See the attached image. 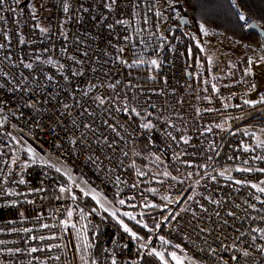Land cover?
Returning <instances> with one entry per match:
<instances>
[{"label": "built area", "instance_id": "built-area-1", "mask_svg": "<svg viewBox=\"0 0 264 264\" xmlns=\"http://www.w3.org/2000/svg\"><path fill=\"white\" fill-rule=\"evenodd\" d=\"M37 3H0V263L93 264L99 246L104 264H161L168 249L201 264H264V156L236 140L214 162L254 89L250 59L195 70L176 36L160 81L136 84L122 54L154 46L135 9L174 34L173 0ZM27 146L51 164L19 163ZM64 172L125 215L84 205Z\"/></svg>", "mask_w": 264, "mask_h": 264}, {"label": "rangeland", "instance_id": "rangeland-1", "mask_svg": "<svg viewBox=\"0 0 264 264\" xmlns=\"http://www.w3.org/2000/svg\"><path fill=\"white\" fill-rule=\"evenodd\" d=\"M35 9L38 6L37 0H32ZM245 19L247 17L245 16ZM250 21H253L250 19ZM249 21V22H250ZM258 24V23H257ZM259 26L262 27L260 24ZM167 25H165V21L159 20L156 22L154 28L141 29L136 27V32L141 33L142 43L152 44L154 46V51L151 54V58H149V54L143 53L142 57L139 58H131V51H124L122 54L123 66L126 69H130L131 67H146L149 72V78L152 80L161 77L162 72L165 69L170 47L173 42V38L176 37L174 34L166 35ZM191 38V34H187ZM196 42H198V38L201 36L192 35ZM203 37V36H202ZM209 38L212 36H208ZM203 37V40H207L208 38ZM262 40V39H261ZM155 43H152V42ZM192 41V39H191ZM218 42V41H217ZM213 44L212 42L203 43L200 45L202 50H204L205 54H198L195 57L194 67L195 69H201L203 61H207L209 63L212 60L220 61V63H227L228 59L220 57L219 52L225 56V53L221 49L220 44ZM262 42V41H261ZM193 43V41H192ZM194 45V43H193ZM195 46V45H194ZM196 47V46H195ZM258 47V46H257ZM197 48V47H196ZM219 49V50H218ZM198 50V49H197ZM144 52V51H143ZM167 53L166 59L164 54ZM249 58V55H245ZM243 57V56H242ZM155 60L157 63L155 65L152 64V61ZM257 60V62H254ZM251 63V73L254 77L255 87L252 92L243 96L241 98L244 114L242 115L240 123L235 127L230 135H237L241 138V142L244 139H247L250 143L244 144L242 142L241 146L249 149H253L255 152L264 156V47L257 50L256 54L252 56ZM195 65H198L197 67ZM233 135V136H234ZM28 147V160L27 161H18L19 163H30V162H41L43 164L50 165L51 163L44 158L41 154H39L34 148ZM64 178H66L69 183V188H71V192H75L74 197L77 198V195L82 198L89 199L94 207L99 212H104L108 215L109 218L113 217H123L125 214L120 211L114 209L115 207L107 201L101 194L97 192H91L87 190L81 183L74 181L67 173L64 172ZM161 264H177V260L180 261V264H201L200 262L188 257L187 255L175 251L173 249H168L161 256ZM1 264V263H0Z\"/></svg>", "mask_w": 264, "mask_h": 264}, {"label": "trees", "instance_id": "trees-1", "mask_svg": "<svg viewBox=\"0 0 264 264\" xmlns=\"http://www.w3.org/2000/svg\"><path fill=\"white\" fill-rule=\"evenodd\" d=\"M173 2L174 8H177V11L180 14H186L187 10L191 12V22L193 24L197 25L202 23L216 31L226 32L225 35L228 37L241 40L245 44L252 47L259 46L262 41L261 38L255 34H246L245 27L249 23L250 19L256 21L258 24L264 27V0H234L233 2H230L229 0H173ZM242 13H244V19L240 20V15H242ZM245 16L247 19H245ZM144 19L147 21L146 26L153 29L156 24L154 22L155 19L153 18V15L148 12L147 17ZM174 35L180 36L184 40L186 61L191 67H194L196 60L195 57L198 54V50L193 45L191 38L184 32V27L182 28L180 25L176 28ZM153 51L154 50L151 51V54ZM151 54H149V58H151ZM166 56L167 53L164 54L165 59ZM126 74L136 84H148L160 81V77L154 80L149 78V72L146 67H131L127 70ZM240 139L241 138H239L237 135H229L222 148L217 152L214 162H223L228 147L236 140L241 142ZM242 142L244 144L250 143L247 139H244ZM62 183L66 187H69V183L66 180H62ZM73 193L76 194L75 192ZM77 199L84 205L94 209L101 216L109 220L108 215L104 212H99L89 199L82 198L78 195ZM110 203L115 205L112 201H110ZM146 222L148 226H151L153 223V218H147ZM128 227L133 233L143 237L146 236L141 228L132 224H129ZM106 260L107 257L101 251L100 247L97 246L92 253L93 264H104ZM139 264H158V262L144 257L140 260Z\"/></svg>", "mask_w": 264, "mask_h": 264}, {"label": "crops", "instance_id": "crops-1", "mask_svg": "<svg viewBox=\"0 0 264 264\" xmlns=\"http://www.w3.org/2000/svg\"><path fill=\"white\" fill-rule=\"evenodd\" d=\"M230 2H233L234 0H229ZM176 7V5H175ZM173 10L180 15V17L184 16L187 18V23L184 25V32L186 34H191V39L194 43V45L197 47L199 54H205L204 50H202L201 48V44L203 43V41H206V43L208 44V42H212L213 44H220L222 47V51L225 53V56L222 54V52H219L220 57L223 58H227L228 62L227 63H221L222 65H231L234 62H236L238 59H240L242 56L245 55H249V59H250V64H249V71L251 72V63H253L252 61V56H254L256 54V51L263 48L264 47V40L262 39V42L260 43V45L258 47H252L249 46L247 44H245L244 42H242L241 40H237V39H233L228 37L226 34V32H220V31H216L202 23L199 24H193L191 22V12L190 11H186V14L182 15L177 11V8H174L173 6ZM147 11L145 8L143 7H136L135 9V19L136 24L138 25L140 22V20H142L146 14ZM244 13H242L243 16ZM240 20H242L240 18ZM259 25V24H258ZM192 35L195 36H203V37H208V36H212V38L208 37L207 40H203V37L201 36L200 38H198V42H196V40L194 39V37ZM219 50V49H218ZM213 62H220L217 60H212L209 63H213ZM254 62H257V60H255ZM202 63V67L201 70L205 71L207 68V65L209 63H207V61H203ZM196 67L198 65H195ZM195 69V67H193ZM196 70V69H195ZM252 74V73H251ZM253 76V75H252ZM255 87V86H254Z\"/></svg>", "mask_w": 264, "mask_h": 264}, {"label": "water", "instance_id": "water-1", "mask_svg": "<svg viewBox=\"0 0 264 264\" xmlns=\"http://www.w3.org/2000/svg\"><path fill=\"white\" fill-rule=\"evenodd\" d=\"M179 23L180 26L183 28L184 25L187 23V18L182 16L179 18ZM245 33H252L257 35L258 37H260L261 39L264 40V28H261L256 21H250L247 26L245 27ZM186 78L187 81L190 82L191 81V73L189 71H186Z\"/></svg>", "mask_w": 264, "mask_h": 264}, {"label": "snow or ice", "instance_id": "snow-or-ice-1", "mask_svg": "<svg viewBox=\"0 0 264 264\" xmlns=\"http://www.w3.org/2000/svg\"><path fill=\"white\" fill-rule=\"evenodd\" d=\"M0 3H3V0H0ZM113 3H115V0H113ZM65 10H67V8H65ZM241 19L243 20L244 17L241 16ZM42 31H44V29H42ZM156 63H157V62H156L155 60L152 61V64H153V65H155ZM26 67L31 68V65H30V64H29V65H26ZM98 99H99V98H98ZM100 103H101V104L104 103L103 99H100ZM64 107L67 108L68 105H64ZM132 111H133V112H136V109L133 108ZM137 114H139V113H137ZM85 127H90V126L86 124ZM109 127H112V126L109 125ZM144 127H150V125H149V124H145ZM114 130H115V129L113 128V131H114ZM72 143H75V141L73 140ZM58 170H59V169H58ZM259 191L264 192V188H260ZM190 199H191V198H190ZM120 203L123 204L124 201L121 200ZM228 214H229V215H233V213H231V212H229ZM69 215H71V213H69ZM32 251H36V249H32ZM245 255H248V253L245 252ZM233 259H235V257H233ZM177 264H180V261H179V260H177Z\"/></svg>", "mask_w": 264, "mask_h": 264}]
</instances>
